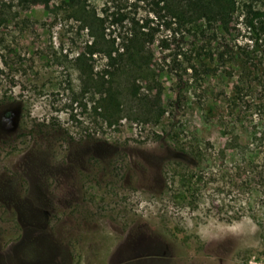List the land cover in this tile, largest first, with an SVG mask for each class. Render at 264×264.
Returning <instances> with one entry per match:
<instances>
[{
    "label": "rangeland",
    "instance_id": "rangeland-1",
    "mask_svg": "<svg viewBox=\"0 0 264 264\" xmlns=\"http://www.w3.org/2000/svg\"><path fill=\"white\" fill-rule=\"evenodd\" d=\"M234 1L224 23L2 0L0 264H264V17L248 22L264 0ZM133 30L166 112L123 88L111 125L75 58L99 72Z\"/></svg>",
    "mask_w": 264,
    "mask_h": 264
},
{
    "label": "trees",
    "instance_id": "trees-1",
    "mask_svg": "<svg viewBox=\"0 0 264 264\" xmlns=\"http://www.w3.org/2000/svg\"><path fill=\"white\" fill-rule=\"evenodd\" d=\"M21 9L37 8L53 12L58 5L54 0H17ZM160 9L166 10L172 17L185 19L189 22L201 19L222 21L226 23L234 9V0H152ZM0 0V24L5 22L6 13L2 11ZM264 17L263 11H255L250 18L249 26H254V20ZM148 35L147 32L143 33ZM94 35V34H93ZM153 40V39H152ZM151 39L142 37L139 31H131L119 40L120 45L106 52V66L95 72L93 65L87 61L86 54L81 52L75 62L81 74L83 86L86 91L97 95L94 108L109 124L118 121L123 110L121 93L125 88L131 96H140L148 110L161 118L166 110L163 102L162 83L151 75L153 67L151 55L146 53L144 46ZM97 45V44H96ZM94 42L89 47V52L94 54L99 51ZM115 45V42L113 43ZM7 65L8 62H4ZM0 61V72L3 70ZM126 76L127 84L122 81ZM125 86H124V85ZM142 88L145 89L141 92Z\"/></svg>",
    "mask_w": 264,
    "mask_h": 264
}]
</instances>
